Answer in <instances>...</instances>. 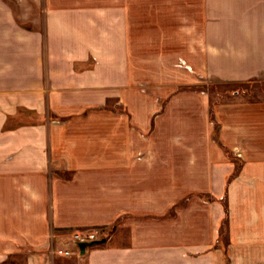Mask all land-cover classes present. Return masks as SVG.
<instances>
[{"label":"crops","instance_id":"1","mask_svg":"<svg viewBox=\"0 0 264 264\" xmlns=\"http://www.w3.org/2000/svg\"><path fill=\"white\" fill-rule=\"evenodd\" d=\"M57 1L41 29L0 0V264H264V100L195 88L264 81V0H184L183 45L134 38L132 0ZM86 228L105 243L46 254Z\"/></svg>","mask_w":264,"mask_h":264},{"label":"rangeland","instance_id":"2","mask_svg":"<svg viewBox=\"0 0 264 264\" xmlns=\"http://www.w3.org/2000/svg\"><path fill=\"white\" fill-rule=\"evenodd\" d=\"M14 9V15L18 19V22L24 26L30 28L33 25L34 17L37 20V27L42 29L43 14L42 10L44 9V4L46 0H9ZM53 4L57 5V0H51ZM78 0H72L71 3H75ZM97 3H103L105 0H95ZM167 0H132L133 3V29H134V38H139L142 36V33L147 36L149 34L150 39L156 40L159 33H163L165 36L166 44H170L173 40L177 39V36H180V41L183 45L184 42L188 39V31L190 22H196L200 24L205 19V14L199 12H188V7L185 6L184 0H181L180 12L173 11L172 6H167ZM165 2V3H163ZM36 11L33 13L32 11ZM199 31V29H198ZM183 47V46H182ZM170 63H165V67ZM172 67L175 68L178 72H181V83H187V79L191 69L184 59L183 56L171 63ZM200 84L195 88L201 89L206 92L211 97V107L219 101L229 102L236 100H246V101H255V100H264V81L256 82L251 81L243 84H227L222 83L217 80H208L206 82H196ZM236 93V94H235ZM119 112H123V109L118 108ZM27 116V115H26ZM28 118V117H27ZM26 120V119H24ZM210 122L214 127L216 135L220 130V126L213 117L212 108H210ZM28 121V119H27ZM30 121V120H29ZM237 159L236 157H234ZM235 163V162H234ZM236 170L237 164L235 163ZM86 229H99V228H86ZM85 230V229H77ZM103 239H107L108 232L106 230L99 229ZM71 232V231H70ZM68 233V235L70 234ZM62 236L63 238L58 239V241H53V236L50 238V244L46 250V254L51 257H59L51 254L53 248L59 247L64 241H67L70 237ZM63 241V242H62ZM102 245H97L93 247H99ZM90 247V248H93ZM69 248H72L76 251V247L71 244ZM89 249V248H87ZM74 256H77L75 254ZM73 257V256H72ZM68 258V257H60ZM10 259V264H24V258L16 257V261Z\"/></svg>","mask_w":264,"mask_h":264},{"label":"built area","instance_id":"3","mask_svg":"<svg viewBox=\"0 0 264 264\" xmlns=\"http://www.w3.org/2000/svg\"><path fill=\"white\" fill-rule=\"evenodd\" d=\"M69 237L70 238L64 241L59 247L53 248L51 254L59 257H72L80 253L79 244L91 243L103 239L99 229L73 230L70 232ZM71 244L76 247V251L69 248Z\"/></svg>","mask_w":264,"mask_h":264},{"label":"water","instance_id":"4","mask_svg":"<svg viewBox=\"0 0 264 264\" xmlns=\"http://www.w3.org/2000/svg\"><path fill=\"white\" fill-rule=\"evenodd\" d=\"M105 241H106L105 239H102V240L91 242V243L79 244L80 253L83 254L87 248L97 246V245H103Z\"/></svg>","mask_w":264,"mask_h":264}]
</instances>
